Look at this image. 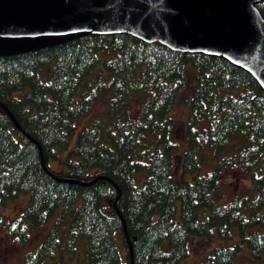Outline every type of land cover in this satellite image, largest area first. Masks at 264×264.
I'll return each instance as SVG.
<instances>
[{"label": "trees", "instance_id": "trees-1", "mask_svg": "<svg viewBox=\"0 0 264 264\" xmlns=\"http://www.w3.org/2000/svg\"><path fill=\"white\" fill-rule=\"evenodd\" d=\"M185 65L196 86L180 144L171 113ZM0 101L19 126L0 107V206L29 194L16 215L0 212V230L24 243L53 220L17 264H178L192 235L220 239L196 264H264V90L245 69L87 34L0 55ZM229 170L251 186L216 199Z\"/></svg>", "mask_w": 264, "mask_h": 264}, {"label": "water", "instance_id": "water-1", "mask_svg": "<svg viewBox=\"0 0 264 264\" xmlns=\"http://www.w3.org/2000/svg\"><path fill=\"white\" fill-rule=\"evenodd\" d=\"M258 1L0 0V55L87 34L129 33L174 50L224 57L264 90V15ZM0 107L19 127L1 101Z\"/></svg>", "mask_w": 264, "mask_h": 264}, {"label": "rangeland", "instance_id": "rangeland-1", "mask_svg": "<svg viewBox=\"0 0 264 264\" xmlns=\"http://www.w3.org/2000/svg\"><path fill=\"white\" fill-rule=\"evenodd\" d=\"M184 84L180 91L175 108L171 115L174 118L173 135L174 138L180 143H184V118L187 109V101L191 96L193 89L196 86L195 70L190 65L184 66ZM105 104V101H100L98 107ZM178 152L174 155L175 159V172H178L179 153L183 151L184 146L180 147ZM178 149V148H177ZM50 165L57 167L56 161L50 159ZM251 186L250 180L242 171L229 170L225 172L220 180V183L215 191L214 198L226 200L237 195L240 191ZM250 188V187H249ZM29 194L26 192L19 193L14 200H9L8 204L0 206V212L7 213L11 216L16 215L26 205ZM53 220H50L45 226L37 227L31 230L30 237L27 242L22 243L18 238H10L6 230H0V262L4 264H17L21 258V255L27 250H33L32 248L41 241L48 228L51 226ZM220 239L214 237L208 243L205 237L190 236V251L189 255L183 258L178 264H196L198 263L204 254L208 252L215 244L219 243ZM224 243H232V241H223ZM122 254H124V247L119 245Z\"/></svg>", "mask_w": 264, "mask_h": 264}]
</instances>
